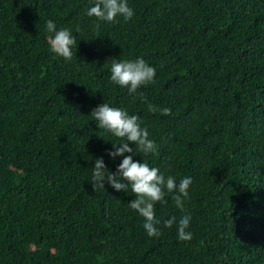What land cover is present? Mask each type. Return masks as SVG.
Segmentation results:
<instances>
[{
	"label": "trees",
	"instance_id": "16d2710c",
	"mask_svg": "<svg viewBox=\"0 0 264 264\" xmlns=\"http://www.w3.org/2000/svg\"><path fill=\"white\" fill-rule=\"evenodd\" d=\"M127 3L134 16L109 23L86 15L95 0H0V264H264V0ZM49 20L76 38L71 61ZM138 58L155 82L129 93L111 65ZM104 103L156 145L129 142L134 161L191 178L183 211L166 189L155 203L159 236L130 187L92 186L96 159L115 173L108 152L126 142L92 116Z\"/></svg>",
	"mask_w": 264,
	"mask_h": 264
},
{
	"label": "clouds",
	"instance_id": "9594fccd",
	"mask_svg": "<svg viewBox=\"0 0 264 264\" xmlns=\"http://www.w3.org/2000/svg\"><path fill=\"white\" fill-rule=\"evenodd\" d=\"M88 17H95L97 21L116 22L118 16L123 17L127 22L134 16L133 9L128 5L127 0H95L94 6L87 9ZM99 25L97 24V27ZM47 30L55 33L50 39V46L53 53L59 57L71 61L73 57V46L76 45V38L68 29L56 30V25L49 20ZM110 79L122 88H127L129 93H136L145 85L154 83L156 75L155 68L149 66L144 59L138 58L134 61H116L111 65ZM150 111L156 109L149 105ZM163 114H170V109H163ZM100 129H105L117 138L126 140L121 144L113 143L112 151L108 152L111 159L123 157L115 173L110 172L104 160L97 158L93 165L92 186L104 188L107 183L117 192L127 193L129 187L135 194V199L129 203V207L138 212L145 220L144 228L150 237L159 236L160 230L156 227L160 223L155 218L154 205L157 202L165 203V189L172 196L175 205L181 211L184 210V198L189 195L188 189L191 185V178H183L179 184L172 176L165 177L158 168L149 167L146 162L133 160L136 150L144 155L153 153L156 145L148 139L149 133L142 128L137 115H129L126 110L110 107L104 103L91 112ZM129 142L136 145L135 151L129 147ZM117 145H120L117 147ZM125 153L132 155L125 156ZM190 216H184L178 225V238L181 241H190L192 233L186 231L190 226ZM175 217L164 221V226L171 228Z\"/></svg>",
	"mask_w": 264,
	"mask_h": 264
}]
</instances>
